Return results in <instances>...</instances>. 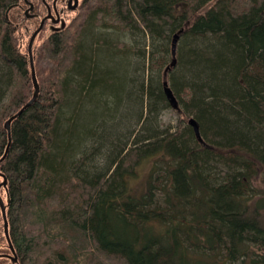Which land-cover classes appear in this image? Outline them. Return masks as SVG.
<instances>
[{"label":"trees","instance_id":"obj_1","mask_svg":"<svg viewBox=\"0 0 264 264\" xmlns=\"http://www.w3.org/2000/svg\"><path fill=\"white\" fill-rule=\"evenodd\" d=\"M23 3L0 0V159L35 91ZM81 9L33 52L40 93L0 163L18 263L0 264H202L217 247L230 260L255 247L264 264V0ZM176 34L167 80L188 124L171 131L159 117ZM1 241L11 254L4 225Z\"/></svg>","mask_w":264,"mask_h":264},{"label":"rangeland","instance_id":"obj_2","mask_svg":"<svg viewBox=\"0 0 264 264\" xmlns=\"http://www.w3.org/2000/svg\"><path fill=\"white\" fill-rule=\"evenodd\" d=\"M29 1L34 4L33 10H29L30 6L27 5L26 3L25 4L23 3V7L21 10L22 11L21 13L23 15L22 32L24 34V37L21 43V49L24 52H26L28 49L31 36L36 31V29L39 28L42 20L48 15V9L46 7V4L47 5L49 4L51 7L54 4V0H45V3L43 0H29ZM79 1L82 6L84 0H79ZM213 3L214 2L210 3L207 7H211ZM57 6H56L57 12L58 14H60L59 17H61L62 23L59 22L58 24H56L51 19L45 23V26L40 36L35 40V43L33 46L34 56L37 54V52H39L40 48L43 46V43L47 42V40L49 39L50 35L53 33L55 28H60L63 26V24L64 25L67 24L69 26V24L78 15H80L82 11L81 6L76 11H70L66 7V3H61L60 1L58 2ZM27 11L29 12L27 13ZM32 13L34 14V17L30 18L28 15ZM56 18L57 17H55V19ZM159 123L160 125H162L163 129L172 128L171 131H174V129L178 128L179 126L184 127L186 126V124H188V123L181 121L179 113L176 112V110H174L172 107L162 112V114L159 117ZM149 168H150V164L148 163H145L140 167L138 177L133 180V183H132L133 187H138V188L140 187L141 182L144 181V179L146 178L149 172ZM1 181L2 180L0 178V182ZM255 186L262 189L261 191H259V193H260V196L264 198V184L256 183ZM2 194H3L5 201H7L6 192L4 190H2ZM259 217L260 218L258 219L262 221L264 224V208L262 212L260 213ZM3 225H4V221H3L2 212L0 208V231L1 232L3 231ZM4 245L6 247V242L2 243L1 241L0 246L2 247ZM258 253H260L259 250H257L255 247H251V249H249L248 256L245 258V260L244 258L230 260L228 252L217 247L216 254L214 256H212V254L214 253H211V251L207 250L206 254L200 257L204 259L202 264H257V263H253V259L260 258V255ZM5 264H12V262L9 260V262H6Z\"/></svg>","mask_w":264,"mask_h":264},{"label":"water","instance_id":"obj_3","mask_svg":"<svg viewBox=\"0 0 264 264\" xmlns=\"http://www.w3.org/2000/svg\"><path fill=\"white\" fill-rule=\"evenodd\" d=\"M56 1L57 0H55V2H54L55 9H56ZM25 2L30 5V9L29 10H33V8H34L33 3L29 2L28 0H25ZM78 5H79V1L76 0L75 1V5L71 6L70 9L75 10L78 7ZM28 12L29 11H27V13ZM56 12H57V9H56ZM50 19L54 23L58 24L60 22V17H59L58 12H57V18L55 19V17L52 15L51 9H49V13H48L47 17H45L42 20L39 28L36 29V31L33 33V35L30 38V42H29V46H28V54H29V57H30L32 79L34 81L35 92H34L33 98L20 111H18L15 115H13L5 123V129L7 130L8 136H9V145H8L6 151H5L4 156L0 159V163L7 158L8 154H9V151H10V146H11V143H12V122L15 119H17L22 113H24L27 109H29L36 102V100L38 98V95H39V92H40V86H39L38 79H37V76H36V70H35V64H34V56H33V46H34V43H35V40H36L37 36L43 30V28L45 26V23L48 20H50ZM63 26H64V24H63ZM180 32H182V31H180ZM179 40H180V35L176 34L173 37V41H172V56H173V60H172L171 65L169 67H167V69L165 71V81H164L165 93L167 95V98H168V100L170 102L171 107L173 109H175V110L179 109V102H178L177 98L174 96V93H173L172 89L169 87L167 76H168V72L171 70V67H175L176 64H177L176 55H177V48H178ZM189 124L193 127V129H194V131L196 133V136L199 138V140L202 141L201 133H200V127H199V124L196 121V119L193 118V117L191 119H189ZM0 177H2V179H3L2 183H0V191H1V188H6L7 187L8 180H7L6 176L2 172H0ZM0 207H1V210H2V216H3V221H4L5 237L7 239V242H8L10 251H11V254H3V255H0V257H7L12 262L18 263V256H17L16 250H15V248H14V246L12 244L11 238H10L9 220H8V215H7V206L5 205V202H4L1 194H0Z\"/></svg>","mask_w":264,"mask_h":264},{"label":"flooded vegetation","instance_id":"obj_4","mask_svg":"<svg viewBox=\"0 0 264 264\" xmlns=\"http://www.w3.org/2000/svg\"><path fill=\"white\" fill-rule=\"evenodd\" d=\"M25 1V0H24ZM29 1V0H28ZM44 1V3H45V0H43ZM61 2V3H66V7L68 8V10H70V11H76V10H78L79 9V7L81 6V4H80V1H79V5H78V7L75 9V10H72V9H70V7L71 6H74L75 5V1L76 0H57L56 1V6H57V4H58V2ZM30 2V1H29ZM54 2H55V0H54ZM27 4V3H26ZM34 5V4H33ZM46 7H47V9H48V13H49V9H51V11H52V15L54 16V17H57V12H56V9H57V7H56V9H55V7H54V4L52 5V7L48 4H46ZM30 18H33L34 17V14L32 13V14H30V15H28ZM59 16H60V14H59ZM60 23H62L61 22V17H60Z\"/></svg>","mask_w":264,"mask_h":264},{"label":"bare ground","instance_id":"obj_5","mask_svg":"<svg viewBox=\"0 0 264 264\" xmlns=\"http://www.w3.org/2000/svg\"><path fill=\"white\" fill-rule=\"evenodd\" d=\"M34 82V81H33ZM39 83V82H38ZM40 86V85H39ZM34 88H35V86H34ZM35 92V91H34ZM40 93V92H39ZM33 96H34V94H33ZM33 98V97H32ZM191 119V118H190ZM4 156V155H3ZM5 161V160H4ZM3 162V161H2ZM1 162V163H2ZM4 200V199H3ZM4 202H5V200H4ZM5 205L7 206V215H8V205H9V202H5ZM1 208V207H0ZM9 220V219H8ZM9 232H10V225H9ZM11 238V237H10ZM12 241V240H11ZM13 244V243H12ZM9 246V245H8Z\"/></svg>","mask_w":264,"mask_h":264}]
</instances>
